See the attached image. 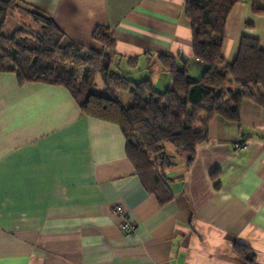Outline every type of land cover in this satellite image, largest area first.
<instances>
[{"label":"crops","instance_id":"obj_1","mask_svg":"<svg viewBox=\"0 0 264 264\" xmlns=\"http://www.w3.org/2000/svg\"><path fill=\"white\" fill-rule=\"evenodd\" d=\"M186 1L15 0L95 50L94 28L108 27L113 62L159 91L170 83L161 54L190 77L205 69L192 53ZM223 35L228 63L244 35L264 50V12L237 1ZM207 133L188 166L179 156L164 169L173 197L160 205L118 125L83 113L64 86L1 72L0 264H264V107L243 99L238 122L215 115ZM117 204L132 232L120 228ZM235 243L254 252L252 262Z\"/></svg>","mask_w":264,"mask_h":264},{"label":"trees","instance_id":"obj_2","mask_svg":"<svg viewBox=\"0 0 264 264\" xmlns=\"http://www.w3.org/2000/svg\"><path fill=\"white\" fill-rule=\"evenodd\" d=\"M237 1H186L192 53L205 69L200 77H190L172 56L161 54L158 61L169 73L170 83L159 91L150 79L133 81L112 67L114 41L108 27L97 25L92 32L102 50L67 39L52 19L30 10L36 28L5 33L16 2L0 0V73H13L19 84L64 86L83 113L118 125L141 185L163 205L173 197L164 169L179 156L186 166L191 163L197 145L207 139L212 117L238 122L243 99L264 107V50L259 40L242 36L232 63L221 52L225 20ZM251 4L254 12H264L261 0H251ZM98 69L102 93L91 87L92 74ZM122 91L131 95L127 106L118 94ZM166 143L174 147L177 158L167 151ZM234 249L246 261H253L254 252L247 246L235 243Z\"/></svg>","mask_w":264,"mask_h":264},{"label":"rangeland","instance_id":"obj_3","mask_svg":"<svg viewBox=\"0 0 264 264\" xmlns=\"http://www.w3.org/2000/svg\"><path fill=\"white\" fill-rule=\"evenodd\" d=\"M6 24L7 25L4 27L5 33H10L15 28H24V30H26V31H31L33 28H36L33 24H31L30 11L24 7L17 5V4H15V7L12 10V12L9 13ZM112 61H113V59H112ZM112 63H114V64H112V67L114 69H115V67L117 69H120V68H118L120 66L118 65L117 61L112 62ZM119 71L122 72L121 69ZM103 86L104 85H103V80H102L100 70L99 69L95 70L92 74V86L91 87L95 92L102 93ZM163 90H161V91H163ZM118 94L122 95L124 105L127 106L131 103V95H128L124 91H122V93L118 92ZM165 145H166L167 151L170 154L174 155L175 158H177V153H176V150L174 149V147L168 143H166Z\"/></svg>","mask_w":264,"mask_h":264},{"label":"built area","instance_id":"obj_4","mask_svg":"<svg viewBox=\"0 0 264 264\" xmlns=\"http://www.w3.org/2000/svg\"><path fill=\"white\" fill-rule=\"evenodd\" d=\"M237 147H240L239 144H236ZM114 213L117 215V216H120L122 218V221L120 223V228L123 230V231H126V232H132L135 228V223L134 222H131L127 216H125V213H124V210H123V207L119 204L115 205L114 206Z\"/></svg>","mask_w":264,"mask_h":264}]
</instances>
